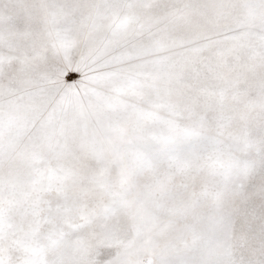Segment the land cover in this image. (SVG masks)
<instances>
[{
  "label": "snow or ice",
  "instance_id": "snow-or-ice-1",
  "mask_svg": "<svg viewBox=\"0 0 264 264\" xmlns=\"http://www.w3.org/2000/svg\"><path fill=\"white\" fill-rule=\"evenodd\" d=\"M0 264H264V0H0Z\"/></svg>",
  "mask_w": 264,
  "mask_h": 264
}]
</instances>
